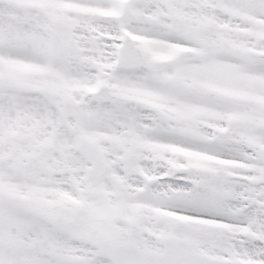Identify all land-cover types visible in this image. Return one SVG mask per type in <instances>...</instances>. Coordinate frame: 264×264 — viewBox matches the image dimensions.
Masks as SVG:
<instances>
[{
    "label": "snow or ice",
    "instance_id": "snow-or-ice-1",
    "mask_svg": "<svg viewBox=\"0 0 264 264\" xmlns=\"http://www.w3.org/2000/svg\"><path fill=\"white\" fill-rule=\"evenodd\" d=\"M0 264H264V0H0Z\"/></svg>",
    "mask_w": 264,
    "mask_h": 264
}]
</instances>
